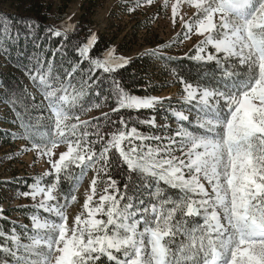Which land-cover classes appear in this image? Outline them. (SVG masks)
Wrapping results in <instances>:
<instances>
[{
	"label": "snow or ice",
	"instance_id": "1",
	"mask_svg": "<svg viewBox=\"0 0 264 264\" xmlns=\"http://www.w3.org/2000/svg\"><path fill=\"white\" fill-rule=\"evenodd\" d=\"M152 3L134 0L126 10L132 14ZM182 4L190 9L187 18L179 12ZM178 17L185 39L203 37L189 58L214 62L215 69L196 80L173 70L182 106L171 109L177 122L171 135L138 129L137 124L156 127L154 116L121 114L154 109L161 100L129 93L119 70L130 61L115 56L114 49L103 60L91 58L94 33L78 48L80 61L63 74L54 73V61L30 58L40 67H25V74L42 92L48 115L25 120L17 112L23 129L19 138L31 145L24 150L47 158L50 171L22 195L34 201L39 196L34 208L48 215H31V230L24 231L27 243L15 229L11 236L0 231L6 236L0 264H264V0H175L173 25ZM28 27L32 34L39 25ZM9 29L4 27L7 43L18 41L19 31L12 37ZM46 32L62 35L50 28ZM207 46L214 51L205 55ZM0 49L10 56L9 47L0 44ZM145 54L163 58L157 49ZM84 61L87 69L81 68ZM77 72L87 76L79 88L73 84ZM85 87H94L97 96L106 91L105 101H114L111 114L118 119L104 113L103 131L98 123L80 119L99 106H85ZM21 95L11 93L13 108ZM58 144L67 149L56 158ZM90 167L97 176L83 201L86 216L77 214L70 223L65 209L77 200L72 192ZM101 173L106 181L97 178ZM45 176L54 179L43 183ZM62 177L72 184L67 193L61 190ZM161 183L176 192L168 194Z\"/></svg>",
	"mask_w": 264,
	"mask_h": 264
},
{
	"label": "rangeland",
	"instance_id": "2",
	"mask_svg": "<svg viewBox=\"0 0 264 264\" xmlns=\"http://www.w3.org/2000/svg\"><path fill=\"white\" fill-rule=\"evenodd\" d=\"M45 1L52 2L54 5H58L61 2L60 0ZM131 3H134V0H69V3L66 5L67 8L64 10V15L56 22L55 26L58 31L70 33L76 28H82L83 25H86L83 36L85 40L84 43L87 42V39L93 33L97 38L99 36H104L105 38L112 37L115 40L114 44L109 49H114L113 54L115 56H123L129 60L134 55L142 54L145 51L153 49H157L158 51L162 49L165 52L178 55L187 53L196 54V46L203 37L191 34L190 38L185 39L183 35L184 30L179 23V17L177 18V23L173 25L171 5L175 3V0H167V7H164L165 0H153L151 5L144 4L134 13L130 14L127 12L126 8L127 5ZM1 7L7 8V4L1 2L0 8ZM87 7L90 9V15L85 14V9ZM179 12L187 18L190 9L187 5L182 4ZM69 17H71V19H69ZM69 25H72L73 28L69 29ZM150 42L156 45L150 44ZM118 43H121L122 47L128 49V51H123L121 47H119V49H121L120 51L117 47ZM209 48H211V46H207L205 55L209 52ZM2 65V59L0 58V70H4ZM162 67V62L157 57L151 56L148 78L156 88L153 93L147 96L158 97L161 102L157 103L154 109L140 110L136 115V117L138 116L141 119L155 117L156 127L140 124L136 125L141 132L150 135H171L177 127L176 118L173 116L171 109H181L182 106L180 99L182 88L178 82V78H175L169 73H162ZM81 74V72H77L73 79V84L77 88H79L82 80ZM85 92L87 93L83 98L85 106H99L90 107V110L80 115V119L98 123L102 126L101 131H103V126L105 125V120L103 118L104 113H109L112 118L111 106L108 105V101H105L103 96H97L95 91L91 92L88 87H85ZM36 93L38 102L44 108L47 117V101L39 89ZM6 120L13 125L15 124L12 113L8 111L5 104L0 100V126L6 129H12V131L15 132L16 129L14 127L11 128V125L6 123ZM166 129H171L172 131H166ZM82 130L83 129H81V131ZM89 131L91 132L93 129L90 127ZM90 138L95 139L94 136ZM30 148V144H27L18 137L11 145L0 148V179L10 182L2 185L0 208L10 209V207L15 205H26V211L23 213L14 209L10 210L11 217H14L13 229L20 235L22 243H27L24 237V231L25 227L31 230V215L34 213L41 216L48 215L43 213L42 210H38L37 212L34 208V205L40 200L39 196L36 201H34L31 196L25 197L22 195L23 192L29 190L31 184L39 180L45 172L50 171V165H48L46 157L39 158L34 151L24 150ZM66 149V144H58L57 148L53 150L56 153V158H58L60 151H66ZM93 176H97V171L95 168L90 167L87 169L78 187L72 192V194L76 195L77 200L69 203L65 209L70 223L74 221L77 214L86 216V212H84L83 209V201L86 195L91 191L90 186ZM29 178H34L35 180L28 185ZM97 178L102 181L107 180V176L103 173ZM52 179H54L53 176H45L42 182L50 183ZM27 186L28 188L26 189ZM103 187V183L98 185V194L93 198L94 203L98 202L99 193L102 191ZM161 187L167 186H163V183H161Z\"/></svg>",
	"mask_w": 264,
	"mask_h": 264
},
{
	"label": "trees",
	"instance_id": "3",
	"mask_svg": "<svg viewBox=\"0 0 264 264\" xmlns=\"http://www.w3.org/2000/svg\"><path fill=\"white\" fill-rule=\"evenodd\" d=\"M60 1L58 5H54V3L45 0H0V3L7 4V8H0V44H4L10 48V56L5 55L3 50L0 49V58L2 59V68L4 69L0 70V100L5 104L8 111L12 113L15 121L14 125L7 120L6 123L11 125V128L14 127L16 129L14 132L12 129L0 126V148L9 146L16 140V138L13 139V134L19 138L23 132L16 115L17 112L22 113L25 120L29 116L33 119L41 116L46 117L44 108L38 102L36 93L38 89L33 85L30 77L25 74V67L30 69L33 66L36 68L40 67V65L36 64L35 59L30 58L39 56L41 61H54V73L56 74H63L65 69L70 70L73 62L80 61L78 48L84 44L85 40L83 36L86 25H83L82 28L78 27L70 33L60 31L62 33L60 37L53 36L51 32H46V29L49 28L57 30L55 24L64 15V10L67 8L66 5L69 3V0ZM85 10V14L90 15L89 7ZM5 17L9 19L5 20ZM37 24L39 25L37 31L30 34L28 26L30 25L35 28ZM5 26H10L9 32L12 37H15L17 30L19 31L20 38L18 41L12 39L10 43H7L9 34L4 31ZM114 40L112 37L105 38L104 36H99L96 44L90 50V57L103 60L105 52L114 44ZM150 44L156 45L152 42ZM117 47L118 49L121 47L123 51H128V49L122 47L121 43H118ZM57 48L60 50L56 51ZM121 49L119 50L121 51ZM159 50L160 55L163 57L158 58L163 64L162 73L172 74L175 78L177 77L173 74L174 69L178 70L181 75L190 77L193 80L210 76L211 72L215 69L214 62L190 59L189 57L193 56V53L178 55L165 52L162 49ZM208 50L209 52L214 51L211 48ZM54 52L55 55H53ZM146 52L148 51L134 55L129 60L130 63L125 68L119 70V78L130 94L146 96L153 93L156 88L148 78L151 56H147ZM18 63L20 66H17ZM88 67L87 61L81 64L82 69H87ZM44 68L46 70V63L44 64ZM100 71L102 70H98L96 75H100ZM81 77L84 80L87 79V76L83 74H81ZM90 91L94 92L95 88H91ZM12 92L22 93L20 102L15 105V108L8 102ZM106 95H108L106 91L101 94L103 97ZM108 105L112 108L114 107V102L108 100ZM121 114L136 117L138 112L121 110ZM112 119H118V116L112 114ZM21 140L30 144L24 139ZM78 170L73 167L74 174L78 173ZM125 171H127L126 168ZM34 180V178H29L28 185ZM123 180L124 177H121V189ZM7 183L10 182L0 179V201L2 200V185ZM138 183L139 180L137 179ZM71 187V182L62 177L61 190L67 193ZM163 188L170 195L176 192V190L169 189L168 187ZM134 192L135 188H132L128 194L133 195ZM11 209L23 213L26 211V205H15L10 207V209L0 208V231H3L6 236H11L14 227V217H11ZM98 218L106 219V217ZM6 236H0V244L6 242ZM7 244L11 247V240H7Z\"/></svg>",
	"mask_w": 264,
	"mask_h": 264
}]
</instances>
